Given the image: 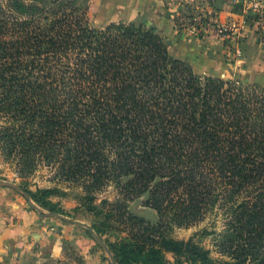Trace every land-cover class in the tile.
I'll use <instances>...</instances> for the list:
<instances>
[{"label":"trees","instance_id":"1","mask_svg":"<svg viewBox=\"0 0 264 264\" xmlns=\"http://www.w3.org/2000/svg\"><path fill=\"white\" fill-rule=\"evenodd\" d=\"M0 119L19 176L50 175L24 191L52 212L78 191L118 264H264V87L197 74L153 26L95 29L84 0H0ZM144 196L156 225L130 211Z\"/></svg>","mask_w":264,"mask_h":264},{"label":"rangeland","instance_id":"2","mask_svg":"<svg viewBox=\"0 0 264 264\" xmlns=\"http://www.w3.org/2000/svg\"><path fill=\"white\" fill-rule=\"evenodd\" d=\"M84 1H87L89 4V20L91 26L95 29H105L110 24L120 21H140L145 24L147 23L153 26L164 37L169 44L170 54L190 64L197 74L220 78L225 81H240L242 83L264 87V50L253 45L251 46L250 44H247L250 45L247 48L240 47L237 43H240L244 38L242 36L236 39L237 33L231 34L230 37L234 38V40L230 39V43L228 44L226 43L227 39L224 35L212 32L209 28V25L232 26L235 22L228 21L225 24H221L214 18V15L206 13L207 11L195 6L188 8L186 13L180 11V15L174 16L173 14L176 13L175 8L169 7L174 12H169V10L165 11L166 4L163 6L159 2H155L153 6L151 4L146 9H141V11H131L129 4L115 7L114 3L110 2V0ZM4 126V121L0 119V129ZM49 178L50 175L46 169L30 175L27 179L22 178L19 176V163L13 161L12 158H7L0 152V187L15 189L24 196L29 206L37 212H43V214L39 213L42 218L54 220L68 228H74L78 232H82V236L89 237L98 246L103 245L108 252L109 249L105 242L107 236L100 238L96 230L93 229V232H91L87 227L75 224L83 223L92 228L99 224L94 215L81 209L78 191H67L68 196L61 198L66 199L67 202L61 203V205L60 203L53 202L58 206H56V211L52 212L38 205L21 186L24 181H28V188L36 192V185L41 188H50L53 186ZM104 198L115 202L117 193L109 190L100 196L99 203ZM147 200L148 196H144L132 202L129 205L130 211L132 214L145 218L151 224L156 225L159 221L158 214L153 208L147 205ZM49 213L61 214L72 222H64L54 217L45 216ZM206 226H208V221L195 223L187 228H176L173 236L177 240L187 241L195 237ZM217 229H222L221 222L217 225ZM200 239V237H196L197 242ZM202 243L207 248H211L212 240L211 238H207ZM62 248L61 255L48 258L40 264H81L83 262L79 252L76 250L74 241L64 238ZM105 256L108 262L114 264L109 253H105ZM168 259L174 262L172 255H169ZM21 264L33 263L27 258Z\"/></svg>","mask_w":264,"mask_h":264},{"label":"crops","instance_id":"3","mask_svg":"<svg viewBox=\"0 0 264 264\" xmlns=\"http://www.w3.org/2000/svg\"><path fill=\"white\" fill-rule=\"evenodd\" d=\"M259 1L264 6V0ZM110 2L114 3L115 7L129 4L131 11H141L159 2L163 6L166 4L165 11L174 12L169 7L175 8L174 16L180 15V11L186 13L190 7L202 8L207 11L206 13L214 15L221 24L235 22L232 25L239 27L242 32L236 34V39L242 36L247 39H242L237 45L242 48L253 45L264 50V44L260 42V36L257 34V30L261 33L262 30L259 29L257 22L254 27L247 24L246 17L251 12L252 0H110ZM262 34L264 37V32ZM226 39L228 44L230 39L234 40L230 36ZM51 201L60 205L67 202L60 197H54ZM64 238L75 242L83 264H111L106 259L105 253L108 252L105 247L98 246L74 228L42 218L15 189L0 187V264H21L27 258L33 264L43 263L48 258L61 255Z\"/></svg>","mask_w":264,"mask_h":264},{"label":"built area","instance_id":"4","mask_svg":"<svg viewBox=\"0 0 264 264\" xmlns=\"http://www.w3.org/2000/svg\"><path fill=\"white\" fill-rule=\"evenodd\" d=\"M250 10L256 14L260 15V19L257 21V25L262 32H264V6L259 0H252L250 3ZM210 31L217 32L220 35H224L225 38L231 36V34L237 33L240 34L241 30L239 27H235L234 25H220V26H212L209 25Z\"/></svg>","mask_w":264,"mask_h":264},{"label":"water","instance_id":"5","mask_svg":"<svg viewBox=\"0 0 264 264\" xmlns=\"http://www.w3.org/2000/svg\"><path fill=\"white\" fill-rule=\"evenodd\" d=\"M12 186V185H11ZM34 207V206H33ZM37 209V207H35ZM40 214H43L42 211H39ZM45 216L47 217H54V218H57L59 220H62L64 222H72L71 220L67 219L65 216L61 215V214H58V213H49V214H46ZM75 224H78L80 226H84V227H87L91 232H93V228L89 225H85L83 223H75ZM103 246V245H102ZM104 247V246H103ZM106 249V248H105ZM107 250V249H106ZM108 253L111 255L112 257V260L114 262V264H118L117 263V260L115 259L114 255H112L111 251L109 250Z\"/></svg>","mask_w":264,"mask_h":264}]
</instances>
